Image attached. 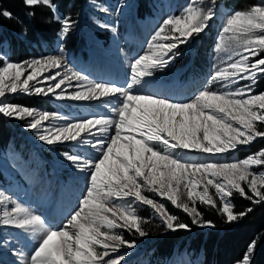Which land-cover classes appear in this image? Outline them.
<instances>
[{
    "label": "snow or ice",
    "instance_id": "obj_1",
    "mask_svg": "<svg viewBox=\"0 0 264 264\" xmlns=\"http://www.w3.org/2000/svg\"><path fill=\"white\" fill-rule=\"evenodd\" d=\"M200 2L190 0L181 15L170 16L162 22L149 50L131 63L126 85L96 82L67 68L63 75L57 72L44 77L46 81H55L47 89L35 86L43 82L38 77L45 71L65 67L63 55L4 62L0 66V114L31 118L27 127L48 145L74 142L90 145L98 152L95 159L63 154L64 159L86 174L87 187L78 208L62 227L48 226L40 215L20 202L3 211L0 222L24 229L39 241L29 264H121L125 257L111 258L110 253L118 252L124 245L134 247L135 241L125 240L116 229L147 235L141 227L145 221L131 204L116 203L128 198L150 206L168 229L189 228L144 191L166 198L192 216L193 223L202 225L212 222L203 220L196 202L218 207L209 187L215 189V196L221 202L220 210L229 223L252 211L251 208L234 211L235 206L229 199L234 192L256 204L264 203V172L250 170L264 165V149L234 162L188 161L178 155V151L224 154L264 138V92L254 94L258 75H264V56H261L264 53V6L235 11L228 17L223 33L230 34L228 41L233 42L236 51L228 57L227 66L210 77L222 90H214L209 83L187 102H175L138 90L146 83L145 78L175 60L179 54L176 50L181 45L189 43L194 35L209 26L215 13L211 8L205 11L196 7ZM25 3L28 6L43 4L56 12L53 0H25ZM0 16L11 19L12 13L3 9ZM73 23L70 18L63 19L62 37L71 31ZM222 50H227L223 36L217 45V51ZM57 77L60 78L57 80ZM73 80L77 82L75 85L71 83ZM241 80L249 83L233 89L232 85ZM30 81H35V85L30 86ZM66 82L74 88L71 93L62 87ZM18 91L77 101L105 98L114 117L99 115L60 126L49 125L46 123L49 120L66 118L6 102V95ZM181 185L186 189L187 201L181 199L184 195ZM244 185L252 195L245 191ZM201 186L203 190L198 191ZM7 202L9 197L0 193V204ZM255 247L253 241L238 264H251Z\"/></svg>",
    "mask_w": 264,
    "mask_h": 264
},
{
    "label": "rangeland",
    "instance_id": "obj_2",
    "mask_svg": "<svg viewBox=\"0 0 264 264\" xmlns=\"http://www.w3.org/2000/svg\"><path fill=\"white\" fill-rule=\"evenodd\" d=\"M189 2L190 0H86L84 2L86 13L84 10L80 11L77 13L76 19L66 16L74 22L72 29L62 37L61 25L55 45H53V51L50 54L24 60L41 59L50 55H63L64 57L65 67L53 68L51 72L45 71L42 77H38L43 82L35 85V81H30V86L35 85L47 89L48 85L55 81H46L44 77L57 72L63 75L67 68L81 72L96 82L113 83L118 86L126 85L129 81L131 63L149 50L152 37L162 22L170 16L181 15ZM195 6L203 8L205 11L211 8L215 13L213 19L209 21V26L200 34L194 35L189 43L181 45L176 50L179 54L166 68L157 70L152 77L145 78L146 83L138 89L140 92L169 98L175 102H187L209 83L212 84L214 90H222L219 83L210 81V77L219 68L226 67L230 62L228 57L236 51L233 42L228 41L230 34L223 33L226 21L235 11L249 10L252 6H264V0H215V3H212V0H201ZM72 33L77 38L79 35L84 37L82 44L69 47L64 43V40ZM4 34L2 36L3 44H6L7 37ZM221 36L224 37L226 51H217ZM4 46L7 47V44ZM261 56H264V53H261ZM4 62L20 61L10 60L8 52L2 47L0 48V66H3ZM104 74L105 77L101 78ZM27 75L28 72L25 73V76ZM59 78L57 77V80ZM71 83L75 85L77 82L73 80ZM248 83V81L241 80L239 84L232 85V88L242 87ZM62 87H66L68 93L74 90L73 87L67 86V82ZM171 87L176 88V92L173 94H171ZM136 90L134 89V91ZM154 90H158L156 92L158 94H154ZM261 92H264V75H258L254 88V94ZM19 94L29 98L33 97L36 102L30 104L11 101L14 95ZM4 99L15 105L58 113L66 118L49 120L46 122L49 125L60 126L68 121H78L99 115L114 117L111 106L105 102V98L92 100L93 102L99 101V106L94 105L95 103L91 101L57 99L51 94L44 96L34 92L29 94L18 91L15 94L6 95ZM111 99L115 101V98ZM8 118L13 121L17 131L10 139L8 147L0 152V178L3 182L2 184L0 181V193L9 197V202L0 204V216L5 209L10 210L16 202H20L34 214L43 218L46 215L43 210L48 205H52L51 214L53 213L54 222L46 224L50 227L60 228L78 208L87 187L86 174L64 159L63 154H80L95 159L98 152L90 145H77L74 142L48 145L40 141L37 133L27 127L31 118ZM112 134L114 133L108 135ZM261 149H264V138H257L248 145L238 146L236 150L224 154L178 151V155L188 161L234 162L243 160ZM250 170L256 173L264 172V165L253 166ZM19 182L21 183L20 187L17 185ZM22 182L25 185L22 186ZM27 182L32 183L31 195L26 188ZM244 186L245 191L251 194L247 186ZM197 190L202 191L203 186ZM180 191L184 193L181 199L187 201L186 189L183 185H181ZM209 192L216 198L217 205H220L219 198L215 196V189L209 187ZM144 194L163 204L168 213L178 218V222L185 223L179 217V212L185 213L182 208H177L171 201L154 192L144 191ZM35 197H38L37 202H35ZM229 199L231 202V197ZM27 203L28 205H26ZM116 203L131 204L136 214L145 221L141 227L147 235L140 236L135 230L116 229V232L123 238L126 236L124 232L126 230L132 236H136L137 233L138 239L132 240L135 241L134 247L124 245L119 248L118 252L110 253L111 258L123 255L125 259L121 261V264H148V262L151 264V261L146 257L152 247L151 241L155 235L151 230L167 231L172 229L166 227L161 217L150 206L143 205L141 202L135 201L134 198L116 201ZM38 204H41L43 210L41 207L35 206ZM199 205L207 206V204L199 203V201L195 204L202 215ZM189 217L193 222V217L190 215ZM9 227L14 230L13 234H9ZM212 228H215L213 223L211 225L193 223V226L189 225L188 229L177 230L182 235L185 234V237L189 234L206 236ZM38 243L37 238L24 229L0 222V264H29L30 257ZM198 261V257H195L188 247L183 246L176 248L172 257L165 264H198Z\"/></svg>",
    "mask_w": 264,
    "mask_h": 264
},
{
    "label": "trees",
    "instance_id": "obj_3",
    "mask_svg": "<svg viewBox=\"0 0 264 264\" xmlns=\"http://www.w3.org/2000/svg\"><path fill=\"white\" fill-rule=\"evenodd\" d=\"M85 1L53 0L56 5V12L53 13L43 4L28 6L25 0H0V10L6 9L12 13L11 19L0 16V48L6 49L10 60L14 61L47 55L55 44L62 19L66 16L76 19L77 13L82 10L86 13ZM3 33L7 37V47L3 44ZM83 40L81 35L77 38L72 33L65 40V44L72 46L81 44ZM11 101L30 104L36 102L35 98L22 94L14 95ZM16 131L13 121L0 114V152L8 147ZM231 203L235 206V212L249 208L252 211L229 223L219 204L218 207L199 205L203 219L215 225L206 236L189 234L185 237L178 230H151L155 234L151 241L152 247L147 253L151 264H164L176 248L183 246L188 247L198 257V264H235L242 259L253 241L256 242V247L251 255V264H264V203L256 204L239 193H233ZM179 217L193 226L189 215L179 212ZM124 232L126 240L138 239L137 233L132 236L129 231Z\"/></svg>",
    "mask_w": 264,
    "mask_h": 264
},
{
    "label": "bare ground",
    "instance_id": "obj_4",
    "mask_svg": "<svg viewBox=\"0 0 264 264\" xmlns=\"http://www.w3.org/2000/svg\"><path fill=\"white\" fill-rule=\"evenodd\" d=\"M160 91H162V90H160ZM160 91H159V92H160ZM156 92H158V90H154L153 93H154V94H158V93H156ZM159 94H161V93H159ZM163 96H164V95H163ZM173 98H174V97H173ZM91 102H92V103H95L94 105L99 106V105H98V102H99V101H97V102H93V101L91 100Z\"/></svg>",
    "mask_w": 264,
    "mask_h": 264
}]
</instances>
